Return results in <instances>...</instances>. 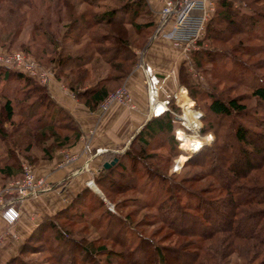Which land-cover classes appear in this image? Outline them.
<instances>
[{"label": "trees", "instance_id": "obj_1", "mask_svg": "<svg viewBox=\"0 0 264 264\" xmlns=\"http://www.w3.org/2000/svg\"><path fill=\"white\" fill-rule=\"evenodd\" d=\"M29 1L0 0V12L3 13L0 19L12 16L15 18L11 22L13 30L19 29L25 11L35 9ZM79 1L91 6L108 0ZM109 1L120 3L98 13L73 15V6L69 0H63L67 25L60 40L51 43L57 52L46 61L54 80L64 84L73 98L89 112L95 111L111 85L122 83L130 74L135 55L132 41L130 43L127 38L128 28L133 35L143 39V34L153 26L146 0ZM215 2L217 8L205 23L210 41L218 42L223 34L222 30L211 28L215 21L234 23L235 18L239 24L236 33L257 39L260 26L264 24V0L251 1L246 4L251 10L241 13L231 8L230 0ZM21 8L26 9L22 12ZM37 26L34 25V31L39 29ZM261 39L264 44V38ZM63 40H68L71 47L81 42L82 45L79 50L70 52L68 47L66 51ZM149 45L145 43L140 49L145 50ZM261 52H264V46ZM241 54L252 56L249 50L242 49ZM220 55L226 56L224 53ZM197 57L202 59L204 56L198 54ZM230 60L231 67L253 72L256 84L248 89L249 97L264 108V74L256 72L264 69V59L260 65L253 66L241 61L238 64L231 57ZM100 63L107 65L114 75H106L84 88L88 67ZM218 66L222 70L221 78H227L229 72L224 71L222 65ZM180 71L178 74L182 75ZM213 79L203 109L202 134H214L217 130L213 119L243 114L245 110L241 95L223 99V91H217L215 87L220 79ZM183 83L193 90L185 79ZM191 95L194 96L193 92ZM0 100V143L5 146L4 156L0 159V185L20 176V161L34 166L37 161L51 160L55 152L69 149L81 135L74 119L50 97L46 85L1 66ZM205 121L210 123L207 125ZM173 129L168 114L150 118L132 139L138 141V150L131 147V141L122 153L106 151L100 154L93 183L102 197L83 187L65 208L43 217L23 241L18 253L4 264H16L21 256L38 253L41 247L55 264H77L78 261L79 264H168L169 256L177 264H219L224 254L234 252L251 253V258L261 256L260 264H264V120H256L253 128L232 125L234 148L214 135L210 146L193 154L202 158L198 166L204 168L203 178L210 179L207 187L199 190L185 187L183 183L190 181L175 182L160 175L149 166L147 160L150 156L143 153L154 138L157 142H166V135L178 153L172 137ZM20 131L26 132L36 143L41 153L39 158L19 154L23 152L29 156L31 149L30 145L20 143L25 146L20 150V144L15 140ZM114 159L111 166L102 168L103 163ZM140 169L145 176L142 185L138 184ZM145 183H149L148 188L154 183L158 189L159 194H153L156 196L145 202L155 207L159 213L156 220L176 238L175 248L159 247L150 238L136 233L128 215L112 213L104 204H112V210H115L117 205L109 196L128 191L146 196L143 193ZM72 225H78L79 229L71 233ZM91 233L96 237L89 239ZM104 244H109L110 248Z\"/></svg>", "mask_w": 264, "mask_h": 264}, {"label": "rangeland", "instance_id": "obj_2", "mask_svg": "<svg viewBox=\"0 0 264 264\" xmlns=\"http://www.w3.org/2000/svg\"><path fill=\"white\" fill-rule=\"evenodd\" d=\"M63 0H30L29 3L35 9L34 11L26 10V8H21V11H25L24 21L19 29L13 30L12 21L15 19L12 16L5 18L3 20L0 19V53H19L23 55L26 59H29L35 65L42 70L50 71L49 64H47V59L50 56H53L57 49L52 47L51 43L55 40H60L65 26L67 25V18H66V11L62 6ZM127 0H122V2ZM253 0H230L231 8L240 11V13L248 12L251 8H248L246 4L250 3ZM255 1V0H254ZM213 4V11L216 10V2L211 1ZM27 3V2H26ZM57 3V7H56ZM69 3L73 6V15H78L81 12L85 13H98L103 11L104 8H111L113 6L118 5L120 2L118 1H107V2H99L94 3V5L88 6L84 3H81L79 0H69ZM96 5V6H95ZM255 7H258L259 4H254ZM57 9V10H56ZM213 11L210 13L208 20L213 16ZM151 13V12H150ZM2 12H0V17L2 16ZM234 19V18H233ZM207 20V21H208ZM238 19H234V23H225L223 21H215L212 25V29L222 30V35L219 36L218 42H213L208 39L210 35L209 31H207V26H204L203 34L200 41L196 45V49L190 51L189 54L186 56H181L178 51L173 50L167 43L162 44V40H150V36L152 34V27L148 28L146 34H143V39H139L136 35L131 33V30L128 28L127 38L129 42L132 41V46L134 47L132 51L139 52L142 51L140 49L145 43L151 44L152 42L156 46V48H161V50H165L166 48V62L167 56H171L172 62L170 65H166V72L172 71L174 74V79H167L166 86L169 89H173V86L178 85L184 87L188 92V97L192 101L195 108H198L201 113L202 117L200 118V129L199 135L200 136H210V141L205 145L206 147L210 146L212 141H214V135L217 136V140H226V142L230 145L231 148L235 147V143L232 137V130L231 126L236 124H241L243 126L252 127L253 123L256 122L258 119L264 120V108L263 106L256 103L253 99L249 97L250 92L249 88L256 84V81L252 78L253 72H242L241 69L237 67H231V60L234 59L236 63L239 61L244 62L246 65H260V61L264 59V52L263 50L264 44L262 43V39L264 38V24L260 26V29L257 34V39H250L247 36H243L241 34L236 33L238 32L237 24ZM34 25H38L37 31H34ZM206 27V28H205ZM35 29V28H34ZM127 29V28H126ZM261 37V38H260ZM137 39V40H136ZM66 41V42H65ZM63 40L65 50L67 51L68 47L71 51H76L80 49L82 42L80 45L76 47H71L70 42L68 40ZM249 50L252 56H245L241 54V51ZM225 54L226 56L220 55ZM197 54V55H195ZM202 54V59L198 58ZM207 54L209 56H205ZM197 57V58H196ZM212 59L213 61H211ZM136 63L137 57H135V61L133 65H131V71L137 72L136 70ZM195 64V65H194ZM197 64V65H196ZM218 65L223 66L224 71H228L227 78H221L222 70ZM169 68V69H168ZM89 73L84 82V88L88 87V85H92L93 83L97 82L98 79L104 78L106 75H114L113 72H109V68L107 65H103L102 63L98 65H90L88 67ZM179 70L182 75H179ZM258 74H264V69L256 71ZM51 75L49 78H53L52 72L50 71ZM130 75V74H129ZM140 75V74H139ZM184 76V77H183ZM214 77L219 78V82L217 83L216 90L223 91V99H227L229 97L241 95L243 100H241L242 105H244V112L243 114L232 115V117H220L217 120L213 119L215 125H217V130L208 133H201L202 126L204 127V122L202 124L203 113H204V106L207 103L208 98L206 97L208 92L210 91L211 85L214 84ZM127 78L124 79L122 83H115L111 85L110 91L108 94L115 91L117 88L121 86H125L124 83ZM183 79L187 82L188 85H192L193 90L191 88L186 87L183 83ZM56 81V80H55ZM62 85V89H66L68 93H70L66 86L61 82H58ZM139 89L141 91V99H145L144 96V85L140 83ZM126 87V86H125ZM141 88V89H140ZM193 92L194 96L191 95ZM70 95H72L70 93ZM132 99L133 96L131 95ZM2 102L0 100V106ZM80 104V103H79ZM120 113L124 114L125 112L131 113L128 109L120 107ZM173 110L177 111V108H173ZM98 111L96 108L94 112ZM135 113V112H134ZM171 117V116H170ZM146 118V111L143 115L139 116L138 124L135 130L131 133H127L125 135V139L116 146V150L113 153H122L129 145H131V141L133 137H135L136 133L140 130L143 124L147 121ZM171 122L175 127V123L173 118L171 117ZM208 125L209 121H205ZM212 122V120H211ZM212 122V123H213ZM210 123V122H209ZM213 124V125H214ZM215 128V127H214ZM255 130V129H254ZM173 137V134H172ZM17 143H26L31 146L30 155L24 154L20 152V155L29 158H39L41 153L38 151V147L34 141L29 139L26 132L20 131L16 135L15 138ZM196 138H189L187 142L181 143V147L189 148L191 150H197L201 144L195 141ZM31 143V144H30ZM20 144V150L24 149V145ZM132 148L134 150H138V141H132ZM203 146V147H205ZM177 148V144H176ZM101 149V148H99ZM178 149V148H177ZM5 146L0 143V159L4 156ZM105 152V149H103ZM173 148L171 141L169 140V135H166V142L163 141L157 142L156 138L152 139L149 143L147 148L144 150V154L150 156L149 160H147L151 169H156V171L160 175H164L166 178L171 179V181L179 182V181H190L183 183L185 187L192 190H199L207 187L209 183V178H203L204 168L198 166V163L201 162L202 158L200 156H193V154L188 155L186 158L182 155L179 150L176 153V150ZM94 151V150H93ZM101 153V154H102ZM195 154V153H194ZM193 156V157H191ZM22 162V161H20ZM24 162V161H23ZM26 162V161H25ZM29 166L32 167L34 170L36 168L37 163L32 166L28 162H26ZM96 168V167H95ZM93 171H91L92 173ZM96 172V170H95ZM143 170L140 169L138 172V179L139 185L144 183V174ZM95 174V173H94ZM151 175V173H150ZM19 177V176H18ZM12 178L4 182L0 185V189L7 183L16 178ZM195 180L196 182H191ZM151 188H148L149 183H145L144 192L142 191L143 188H140L141 191L146 194V196H142L136 192H125L122 194H115L110 195L109 198L112 203L116 204L117 208L112 210L113 205L104 202L106 208L112 212L116 213L117 215L129 216V221L131 222V226H134L136 233H140L144 237H148L155 242V244L159 247H172L175 248V237L170 235L169 232L166 231V226L161 225L160 222L156 220V215L159 213L155 210V207L152 208L149 204H146L145 201L149 200L150 197L156 196L153 194H159L158 189L156 188L154 183H150ZM95 187V186H94ZM93 188V187H92ZM88 188L94 192V189L97 188ZM147 190V191H146ZM98 191V190H97ZM207 191H210L207 189ZM99 192V191H98ZM147 192V193H146ZM161 193V192H160ZM99 197H102L100 194H96ZM163 198V196H161ZM160 198V199H161ZM146 205V206H144ZM66 224V223H64ZM79 229L78 225H72L70 227V231L75 232ZM91 232V230H90ZM96 237L94 234H90L89 239ZM101 244V243H99ZM106 245V248H110L109 244ZM243 246V245H242ZM116 249V248H114ZM45 248L41 247L38 253L34 254H24L20 257V261L18 263L22 264H55L51 259L48 258L47 253H45ZM251 253L244 254L241 253H230L224 254V258L220 261L219 264H260L261 256L251 258ZM166 256V255H165ZM102 259V257H101ZM168 264H177L171 260V256L168 257ZM102 261V260H101ZM79 264V261L77 262Z\"/></svg>", "mask_w": 264, "mask_h": 264}, {"label": "built area", "instance_id": "obj_3", "mask_svg": "<svg viewBox=\"0 0 264 264\" xmlns=\"http://www.w3.org/2000/svg\"><path fill=\"white\" fill-rule=\"evenodd\" d=\"M152 1L157 7L153 10V31L150 40L167 41L168 45L183 57L196 49V45L202 37L205 23L213 11L212 2L209 0ZM135 54L137 57L136 70L140 73L144 85L146 118L170 115L176 124L173 129V139L181 151L182 155L180 156L186 158L188 155L196 153L210 141L209 135L204 137L199 135L201 111L195 108L184 87L175 85L172 90L167 88L166 80L174 79L172 71H156L146 64L143 52L139 51ZM0 66L21 73L40 85H45L51 75L49 70L39 69L35 63L19 53H0ZM112 104H118L129 111L135 109L131 94L125 86L107 94L97 106L98 112H105ZM189 105H191L190 108H188ZM173 108H177L178 112ZM178 134L187 138L197 137L201 140L200 147L195 151L181 147L182 141ZM83 141L78 153L62 152L57 166L66 167L84 155L85 160L81 167L74 170L71 175L90 172L89 162L104 150L95 149L92 151L88 140L83 139ZM19 166L20 176L0 189V216L8 225L13 224L18 218V213L13 207L15 202L36 197L50 190L46 176H38L23 161L20 162ZM93 172L95 173V171ZM85 186L87 188L94 187L93 180L86 181Z\"/></svg>", "mask_w": 264, "mask_h": 264}, {"label": "crops", "instance_id": "obj_4", "mask_svg": "<svg viewBox=\"0 0 264 264\" xmlns=\"http://www.w3.org/2000/svg\"><path fill=\"white\" fill-rule=\"evenodd\" d=\"M146 2L151 12L150 20L153 23V10L157 6L152 0H146ZM153 43L147 49L141 51L143 52L144 61L152 69L166 72V65L171 64L172 58L167 56V60H170L166 62V48L163 51L161 48H156L155 45L152 47ZM161 43L165 44L166 41L162 40ZM132 52L136 57L135 51ZM139 74L138 71H131L124 83L133 96L135 105V111L125 112L124 114L120 113V107L122 106L118 104H112L103 113L98 111L89 112L66 89H62V85L54 78H48L45 85L50 97L74 119L81 135L78 141L69 149L55 152L51 160L38 161L34 171L38 176L47 177L50 190L36 197L15 202L13 207L18 213V218L13 224H6L0 216V264H4L18 253L23 241L43 217L51 216L65 208L71 199L85 187V182L90 179L93 180L94 172L91 173V171H95L99 165L102 152L89 162L90 172H81L75 175H71V173L81 167L85 156L82 155L66 167H58L62 152L78 153L84 142L83 139H85V141L88 140L92 151L101 148L105 149V152L113 153L116 146L125 139V135L136 129L139 116L146 111L145 99L144 101L141 99V91L138 90L142 80Z\"/></svg>", "mask_w": 264, "mask_h": 264}, {"label": "bare ground", "instance_id": "obj_5", "mask_svg": "<svg viewBox=\"0 0 264 264\" xmlns=\"http://www.w3.org/2000/svg\"><path fill=\"white\" fill-rule=\"evenodd\" d=\"M190 107H191V105L188 106V108H190ZM178 135L180 136V139H181L182 143H185V142H187V140H189V138H187V137L181 136L180 134H178ZM191 138H193V139L196 138L195 141L198 142L199 144H201V140L198 139L197 137H190V139ZM93 188H95V187H93Z\"/></svg>", "mask_w": 264, "mask_h": 264}, {"label": "water", "instance_id": "obj_6", "mask_svg": "<svg viewBox=\"0 0 264 264\" xmlns=\"http://www.w3.org/2000/svg\"><path fill=\"white\" fill-rule=\"evenodd\" d=\"M114 162H115V159L112 160V161H110V162H108V163H103L102 168H103V169H106V168H108L109 166H111ZM94 193H95V194H99V192H98L96 189H94Z\"/></svg>", "mask_w": 264, "mask_h": 264}]
</instances>
